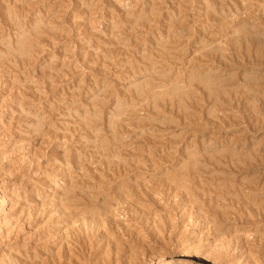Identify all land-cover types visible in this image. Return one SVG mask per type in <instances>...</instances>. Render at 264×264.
I'll return each instance as SVG.
<instances>
[{"label":"rangeland","instance_id":"374dc122","mask_svg":"<svg viewBox=\"0 0 264 264\" xmlns=\"http://www.w3.org/2000/svg\"><path fill=\"white\" fill-rule=\"evenodd\" d=\"M154 255L264 264V0H0V264Z\"/></svg>","mask_w":264,"mask_h":264},{"label":"bare ground","instance_id":"6f19581e","mask_svg":"<svg viewBox=\"0 0 264 264\" xmlns=\"http://www.w3.org/2000/svg\"><path fill=\"white\" fill-rule=\"evenodd\" d=\"M163 256H157V255H154L152 258H151V264H160V261L162 260ZM170 261V259H169ZM170 263V262H169Z\"/></svg>","mask_w":264,"mask_h":264}]
</instances>
